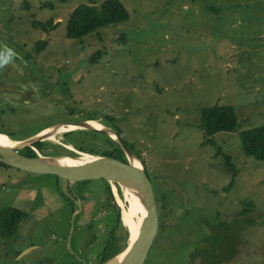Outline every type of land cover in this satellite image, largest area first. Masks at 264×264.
Returning a JSON list of instances; mask_svg holds the SVG:
<instances>
[{"label": "rangeland", "instance_id": "rangeland-1", "mask_svg": "<svg viewBox=\"0 0 264 264\" xmlns=\"http://www.w3.org/2000/svg\"><path fill=\"white\" fill-rule=\"evenodd\" d=\"M105 1L0 0V42L7 51L55 72L61 99L45 105L46 112L49 105L58 106L54 113L21 118L20 126L14 117H4L5 127L18 131V138L68 119H94L119 129L145 163L155 196L166 193L168 199L144 264H204L195 255L201 249L203 258L217 259L205 249L212 246L207 239L222 231L236 239L237 249L229 263L223 257L214 264H264V162L245 154L240 136L264 126V0H119L129 12L128 21L83 41L69 39L74 11L82 5L100 8ZM51 20L57 28L50 33L34 25ZM44 41L48 45L39 51L37 45ZM216 105L234 107L242 125L237 132L215 135L211 145L202 112ZM64 134L57 135L61 145ZM103 141L106 137H99L97 156L105 148ZM225 155L238 171L232 188L235 173ZM66 185L51 174L0 163V213L11 206L28 212L26 206L35 208L40 192V197L45 192L53 198L59 189L76 206L86 196L90 211L84 207L73 225L72 208L51 203L46 214L31 215L13 236L0 232V264H81L67 249L76 255L77 247L100 235L97 225L106 227L114 201L122 212L129 205L120 187L111 200L103 179ZM248 202L255 207L246 214ZM221 224L226 227L220 230ZM126 232L128 238L114 254L130 246L125 227Z\"/></svg>", "mask_w": 264, "mask_h": 264}, {"label": "flooded vegetation", "instance_id": "flooded-vegetation-1", "mask_svg": "<svg viewBox=\"0 0 264 264\" xmlns=\"http://www.w3.org/2000/svg\"><path fill=\"white\" fill-rule=\"evenodd\" d=\"M35 24H42L39 22H35ZM36 27V26H35ZM40 29V28H37ZM28 59V57H27ZM30 60V59H29ZM29 60H26L24 58H20L19 55L14 53L13 51H7L3 44L0 42V129L6 130L8 133L13 132L14 134H18V131H11L7 129L5 126L7 125V121L3 120L4 117L15 119L14 123H19V120L21 118H30L34 119L38 117L40 114H50L54 113L56 111V107L58 106H50L48 112L45 110V105L48 102H54V105L60 102V93L58 94V79L57 74L49 69H47L44 66H39V64L36 63L34 60L32 63L29 62ZM47 85V87H46ZM22 108H24L22 110ZM59 110V109H58ZM28 114V115H26ZM24 116V117H23ZM72 121L71 119L66 120L65 122ZM62 123L61 121L55 122L53 124H49L48 126H45L42 128L46 130V128L54 127L55 125ZM46 124V122L42 123V125ZM21 124L19 123V126ZM35 129L32 130L33 132L29 137L38 134L39 132H42L41 130L35 132ZM19 133H21V127L19 129ZM4 134V133H1ZM9 136L8 134H5ZM23 135V134H22ZM11 139H13L11 136H9ZM28 137V138H29ZM26 138H17L13 140H23ZM65 139V137H64ZM42 143V145L40 144ZM65 151H69L70 153H73V149L70 150V148L67 147V144H62L61 142L56 139V141L51 140L50 138H46L42 142H37L33 144L32 147H29L27 149H24L20 151L19 153L25 157L28 158H36L39 156V154L43 156H48L49 154H61V151L65 149ZM30 156V157H29ZM32 156V157H31ZM36 156V157H35ZM2 164V163H1ZM7 166V165H6ZM9 167V166H7ZM54 176V175H53ZM57 177V176H55ZM57 179H62L60 177H57ZM65 180V179H64ZM68 185H66V188L72 186L68 180ZM70 190V189H69ZM41 193V192H40ZM39 193V195H40ZM58 195L54 194L53 198H48L46 193L42 192L43 197H39V200L37 202V205L35 208L28 207V212L26 210H21L15 207H7V208H13L22 211V213H25V216L21 223L19 224V227L16 230V233L19 231L21 225L23 224L24 220L33 215L36 217L41 212V215L46 214V211L48 209V206L53 203L54 208H63L64 204H66L68 207H71L74 213L73 225L75 222V219L77 216L85 210V201L86 196H84L85 200L83 202H79V205L76 206V203L74 205V198L68 197L65 194H62L60 192V189L58 190ZM30 196H27V202H30L31 198ZM115 202V201H114ZM113 202V203H114ZM80 204L82 205V210H80ZM117 204V203H116ZM157 204V203H156ZM118 205V204H117ZM119 206V205H118ZM85 207V208H84ZM5 208V209H7ZM116 207L113 206V214L110 219H106V227L104 225H97V230L100 231V235H94L91 242L88 245H81L77 247L78 252L76 255H72L68 253L67 254L72 258L75 262L79 261L80 259L81 264H105L108 260L111 259V250L109 251L110 247V239L112 237L113 229L116 228V220H117V213L114 210ZM3 209V211L5 210ZM121 209V208H120ZM158 213L159 208L157 206ZM88 213L90 211L87 210ZM40 216V215H39ZM121 216H122V210H121ZM159 221H162L161 214L159 213ZM110 222L111 230L110 228ZM123 222V220H122ZM90 224V223H89ZM124 226V223H123ZM125 227V226H124ZM221 227V226H220ZM226 226H222L221 229H224ZM110 228V229H109ZM122 229V234L125 232L124 228H119L116 232V237L120 239V245L123 242L121 240L122 234L119 235V231ZM73 227V231H74ZM109 230V232H107ZM105 232V233H104ZM219 235L224 236L223 239L218 240L217 242H212V246H210L208 249L215 251V254L218 256L217 259H213L212 262L210 260H204L202 259V262L204 264H214L218 259L226 258V263L232 261V257H234V254L237 249L238 242H235V238L233 237V240L229 239L226 234V231H222L219 233ZM107 237V238H106ZM235 242V247L233 246ZM223 243V244H220ZM94 246V248H93ZM96 248V249H95ZM91 249V251H90ZM67 255V256H68ZM23 256V255H22ZM55 258H59L63 260V257L55 255ZM107 260V261H106ZM194 260V258H193Z\"/></svg>", "mask_w": 264, "mask_h": 264}, {"label": "trees", "instance_id": "trees-1", "mask_svg": "<svg viewBox=\"0 0 264 264\" xmlns=\"http://www.w3.org/2000/svg\"><path fill=\"white\" fill-rule=\"evenodd\" d=\"M68 1L69 0H62L63 3H67ZM90 1L93 2V0ZM129 19H130V15L128 10L119 0H106L100 8L95 5H82L74 11V13L72 14L69 20L67 37L69 39L83 41L85 37L95 32H98L99 30L105 27L120 22H125L128 21ZM35 26L36 28L43 29L47 33H50L51 31L57 28V24H55L54 20H51L45 24L44 23L35 24ZM121 40L125 41L124 36H121ZM47 45L48 42L46 41L38 43L37 45L38 50L39 51L43 50ZM96 56L101 57L102 54L98 53ZM68 122H73V121H68ZM202 122H203V126L205 127V135L207 137L206 143L211 145H215V141L213 139L215 135L221 132H237L239 131L242 125L241 121L239 120V117L237 116L236 109L234 107H230V106L222 107L219 105L210 108H205L202 112ZM116 130L119 133L121 132L119 129ZM0 133L8 134L13 139L18 138L17 134H14L13 132L8 133L4 129H0ZM101 136L106 137L107 141H103L105 148L104 150L101 151L102 153L100 154V156L112 157L127 162L126 156L122 148L110 137L98 132L84 131V130L69 132L65 135L64 142L65 144L73 145L75 149H77L79 152H84L97 156L99 155L98 153L100 152L98 151V142H99V137ZM240 136L242 139L245 154L248 157L264 162V126L242 131L240 133ZM40 145H42V143ZM63 150L65 151L66 149ZM132 151L140 159V156L137 154V152H135L133 149ZM63 155L77 157V154L75 153H69V154L53 153V154H49L48 156L60 157ZM225 157L228 168L235 173L234 179L230 185V188H232L234 186V181L236 179V174L238 171L236 169V166L232 162V158L227 155H225ZM2 166H6V165L2 164ZM105 183L107 184V192L109 194V197L112 200L114 198L112 187L108 181L105 180ZM116 186L119 188L118 185ZM167 200L168 199L166 193H164L163 196H159V195L156 196V203L161 211L160 213L161 215L163 214V212H165V210L168 207ZM113 204L117 208L115 210L117 213V220H116V228L113 229L112 237L110 239L109 251L111 250V255H110L111 258L120 254L128 247L127 245L124 249H122V251L120 250L116 254H114L117 251V249L120 248L121 246L120 239L116 237V232L118 231L119 228L122 227L125 229V227L123 226L120 207L116 204V202H114ZM244 206H245V210L243 212L247 214V211H251L255 207V204L253 202H248L245 203ZM24 216L25 213H22V211L13 208L12 209L7 208L4 211H2L0 213V232L2 236L3 237L13 236L16 233V230L19 227V224L23 220ZM219 226L221 227L226 226V224H221ZM162 227L166 229L168 226L166 227V224L163 223ZM126 235L128 238L129 236L128 233L124 232V234L121 237V240L126 241ZM223 238L224 236L218 234L216 236L210 237L207 240H209L212 243L215 241L217 242L218 240ZM205 250L210 251L209 252L210 257L213 256L210 249H205ZM195 255H198L201 258H203L202 249L199 250ZM203 259L209 260V262L210 260L211 261L213 260V259H205V258Z\"/></svg>", "mask_w": 264, "mask_h": 264}, {"label": "water", "instance_id": "water-1", "mask_svg": "<svg viewBox=\"0 0 264 264\" xmlns=\"http://www.w3.org/2000/svg\"><path fill=\"white\" fill-rule=\"evenodd\" d=\"M88 122H62L23 140H13L6 135L14 145L12 147L0 145V163L29 173L51 174L68 180L72 186L80 181L103 179L115 188L118 185L120 188L132 190L144 209L139 239L105 264H144L160 225L153 184L146 173L144 164L124 142L118 131L102 124L103 128L98 129L88 125ZM61 125L73 126L77 128L76 130L94 131L110 137L122 148L127 162L107 156L94 157L83 154L82 158L77 157L82 160L81 164L73 168L63 163L65 156L53 157L39 154L36 158H28L19 153L37 142L44 141L48 138V135L43 136L44 132H52ZM80 210H82L81 204Z\"/></svg>", "mask_w": 264, "mask_h": 264}, {"label": "bare ground", "instance_id": "bare-ground-1", "mask_svg": "<svg viewBox=\"0 0 264 264\" xmlns=\"http://www.w3.org/2000/svg\"><path fill=\"white\" fill-rule=\"evenodd\" d=\"M88 125L102 129L103 126L99 124L96 121L89 120ZM77 128L73 126H65L61 125L58 129L53 130L52 132L50 131L49 133L44 132L43 136H47L51 140H56L57 135L65 132H70L72 130L76 131ZM0 145L6 146V147H12L14 144L9 140V137L6 135L0 134ZM69 148V146H68ZM70 149H72L70 147ZM65 156L64 159L62 160L64 164H67L70 167L77 168L81 164V159H78L77 157L73 156H68V155H63ZM88 158V157H86ZM124 192V197L125 200L128 202V207H126L123 212V223L124 226L129 230L131 234V244L130 246L136 242L139 239L140 236V230H141V223L144 215V209L141 206L138 198L134 194V192L130 189L123 188ZM114 193L118 195L117 188L114 187ZM117 256V255H116ZM114 256V257H116ZM113 257V258H114Z\"/></svg>", "mask_w": 264, "mask_h": 264}, {"label": "clouds", "instance_id": "clouds-1", "mask_svg": "<svg viewBox=\"0 0 264 264\" xmlns=\"http://www.w3.org/2000/svg\"><path fill=\"white\" fill-rule=\"evenodd\" d=\"M89 120H91V119H89ZM89 120H87V121H89ZM92 121H95V120H92ZM116 130V129H115ZM76 131H80V130H76ZM85 131V130H84ZM117 131V130H116ZM70 132H75V131H70ZM68 133V132H67ZM120 134V133H119ZM64 135H66V134H64ZM121 135V134H120ZM122 136V135H121ZM64 144H65V142H64ZM68 145H70V144H67V147H68ZM71 146V145H70ZM72 148H73V150H77V149H75V147L74 146H72ZM78 151V150H77ZM79 152V151H78ZM79 153H81V154H88V153H84V152H79ZM88 155H91V154H88ZM93 156V155H92ZM78 157V156H77ZM140 160L142 161V163L144 164V166H145V169H146V165H145V163L143 162V160L140 158ZM147 173V172H146ZM148 175V174H147ZM66 180V179H65ZM90 181V180H89ZM83 182H85V181H83ZM118 188V187H117ZM118 190V189H117ZM112 191H113V194H115L114 193V190L112 189ZM115 196V195H114ZM128 248V247H127ZM126 250V249H125ZM124 250V251H125Z\"/></svg>", "mask_w": 264, "mask_h": 264}]
</instances>
